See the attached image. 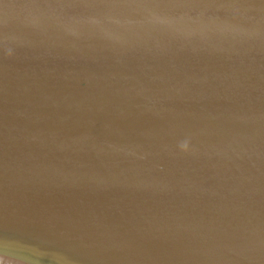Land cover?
<instances>
[{"label": "water", "instance_id": "1", "mask_svg": "<svg viewBox=\"0 0 264 264\" xmlns=\"http://www.w3.org/2000/svg\"><path fill=\"white\" fill-rule=\"evenodd\" d=\"M0 264H264V0H0Z\"/></svg>", "mask_w": 264, "mask_h": 264}]
</instances>
